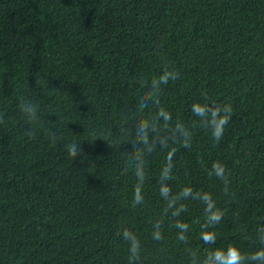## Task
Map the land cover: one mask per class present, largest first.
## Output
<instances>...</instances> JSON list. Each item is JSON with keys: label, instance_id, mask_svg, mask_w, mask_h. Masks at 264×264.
Wrapping results in <instances>:
<instances>
[{"label": "trees", "instance_id": "trees-1", "mask_svg": "<svg viewBox=\"0 0 264 264\" xmlns=\"http://www.w3.org/2000/svg\"><path fill=\"white\" fill-rule=\"evenodd\" d=\"M264 0H0V264H264Z\"/></svg>", "mask_w": 264, "mask_h": 264}, {"label": "clouds", "instance_id": "clouds-1", "mask_svg": "<svg viewBox=\"0 0 264 264\" xmlns=\"http://www.w3.org/2000/svg\"><path fill=\"white\" fill-rule=\"evenodd\" d=\"M253 259H260V260H264V252H259L257 253ZM239 261V257H237L236 259H231V264H237V262Z\"/></svg>", "mask_w": 264, "mask_h": 264}]
</instances>
